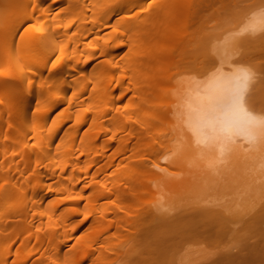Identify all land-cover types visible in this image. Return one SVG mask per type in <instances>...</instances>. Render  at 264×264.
Returning <instances> with one entry per match:
<instances>
[{
    "label": "bare ground",
    "instance_id": "1",
    "mask_svg": "<svg viewBox=\"0 0 264 264\" xmlns=\"http://www.w3.org/2000/svg\"><path fill=\"white\" fill-rule=\"evenodd\" d=\"M6 1L11 5L6 16L14 11L22 16L0 29V69L11 74L0 78V153L7 139L15 147L0 163V264H46L78 252L77 264H264V127L241 108L264 115V30L249 26L264 10V0H253L236 33L223 39L224 47L218 46L197 75L180 80L167 74L176 77L173 70L195 63L194 26L211 0ZM56 5L63 8L54 12ZM63 9L76 16L62 15ZM103 9L98 20L89 19ZM107 25L114 26L115 36H109L117 47L128 50L119 61L112 55L98 61L88 89L81 75L72 78L94 56L80 60L78 37L93 36L85 43L87 52L110 54L106 42L112 36L107 40L100 32ZM101 38L105 42L96 44ZM234 44L236 51L230 50ZM48 45L60 46L62 53L52 58L56 49ZM249 52L258 60L257 71L246 65ZM245 72L250 79L243 103L238 98ZM116 84L131 90V110L126 103L125 112L116 110L119 101L106 99ZM18 119L23 129L12 130ZM115 120V129H109ZM118 122L125 126L121 134ZM248 161L261 175L249 178V165L243 167ZM245 167L248 173L240 176ZM236 169V181L252 179L241 182L250 183L246 188L239 184L237 194L246 195L233 197L232 188L228 203L203 204L205 194L199 195L202 204L177 206L198 189L207 186L208 193L219 185L220 173L229 176ZM67 221L73 231L86 228L64 249L73 234H65ZM191 239L216 250L190 257L183 249Z\"/></svg>",
    "mask_w": 264,
    "mask_h": 264
},
{
    "label": "rangeland",
    "instance_id": "2",
    "mask_svg": "<svg viewBox=\"0 0 264 264\" xmlns=\"http://www.w3.org/2000/svg\"><path fill=\"white\" fill-rule=\"evenodd\" d=\"M134 1H137V0H134ZM138 1H141V0H138ZM143 1V0H142ZM146 1L144 0L142 3H145ZM253 2V0H211L210 2H208L206 5H204L202 8H201V10H200V12H199V18H198V20H197V23L195 24V28H194V30H196V33H195V35H196V39H197V41H198V52H197V58H196V61H195V63H193V62H190V63H192V64H189L190 66H188V65H186V66H184L183 68H181V69H175V70H173V71H175L176 73H177V75H176V77H174V73H173V71L171 70V71H169V72H172L173 74L170 76V75H168L167 74V77L169 76V77H173L174 79L176 78V79H186V78H190V77H192V76H194V75H197L198 73H197V71L199 70V69H201L203 66H204V62L207 60V59H209V57H212V56H215L216 55V50H218V46H220L221 48L222 47H224L223 45H224V41H223V39L225 40V38H227V36H229L230 34H232V35H234L236 32V30L238 29V21H239V18H240V15L244 12V11H246V8H248V6L251 4ZM10 4H7V1L6 0H0V29L1 30H4V29H9V25H11V23L10 22H12V20L14 19V17L17 15V17H19V15L20 16H22V14H21V12H20V14L18 13V11H14L13 12V14H11V16L9 15V16H6L5 15V11L6 10H8L9 8H10ZM139 6H141V5H139ZM108 7V6H107ZM110 7V6H109ZM63 7H60V6H58V5H56L55 6V10H54V12L55 11H57V10H59V9H62ZM138 8V7H137ZM134 9H136V7H134ZM137 10V9H136ZM136 10H133V13H134V11H136ZM85 12H87V10L85 11ZM103 12H104V9H103V11H100V12H97L96 14H94L93 15V17L92 18H89V19H91V21L92 20H94V21H96V20H98L99 19V17H101L102 15H103ZM65 13H69L70 15H72V16H76V13L77 12H74V11H66V10H64L63 9V11H62V15L63 14H65ZM118 15V14H117ZM116 14L115 15H113L112 16V18L115 20V18L116 17H118ZM78 20H76V22L73 24V30H72V33L73 32H75L76 33V36L78 35V32H77V30H75L76 28H78L76 25H78L77 23H79V21L77 22ZM112 22L113 21H111L110 23H111V25H112ZM30 22H23V24H21L19 27H18V31H20V32H22L23 31V29L25 28V26L26 25H28ZM114 23V22H113ZM90 24H91V22H90ZM109 24V23H108ZM111 25H107L108 27H106L105 29L103 28V30H101L100 32H101V36H104V34H106L105 36H104V38L105 37H107L106 39L108 40L109 38L108 37H111V36H109L111 33L113 34V27L111 26ZM106 26V25H105ZM39 28V27H38ZM75 28V29H74ZM115 30V29H114ZM113 31V32H112ZM116 32V31H115ZM114 32V33H115ZM114 35V34H113ZM115 36V35H114ZM114 36H112L109 40H108V42H106V44L108 43V45L109 46H111V52H110V54H104V55H101L100 54V51L99 50H97L96 52H94V51H88L87 52V50L86 49H84V47L86 46V42L88 41V39H90L91 37H93V36H86V35H80L79 37H78V39L80 38V39H82L81 41H84L85 40V42H81V41H79V49H78V55H79V57H80V60H84V59H86V58H88L90 55H91V53H93L94 54V56L91 58V60L89 61V63H88V65H87V67L85 68V71L83 72V73H79L78 75H74V76H72V78H74V77H77V76H80L81 75V78H82V80L83 81H85L86 83H88V85H87V87H88V89H91V87H92V79H93V77H92V73H91V68H93L94 67V65L98 62V61H100L101 59L103 60V59H106V58H108L109 56H111L112 57V59L116 62L117 60L119 61V60H121V58H123L124 57V54L127 52L126 51V49L128 50V48L126 47V45L124 46V45H121L120 43H119V46L121 45L122 46V48H120V47H117V41H115V40H113L115 37ZM231 36V35H230ZM105 39V40H106ZM105 40H103V38H101V39H96V41H95V43L98 41V43L100 44V43H102V42H105ZM220 40H222V41H220ZM100 41V42H99ZM97 44V43H96ZM112 46H113V48H112ZM237 45H230V50H232V51H236L237 49H238V47L237 48H235ZM57 47V48H56ZM60 46H50V45H48L47 47H46V49H50L51 50V48L52 49H56L57 50V52H56V50L55 51H53L54 52V54H52V58L53 57H58L62 52L60 51V48H59ZM125 47V48H124ZM125 50H124V49ZM212 49L213 51L211 52V50L210 49ZM233 48H235V49H233ZM59 49V50H58ZM71 49H72V46H71ZM209 49V50H208ZM245 50V48H239V53H241L243 50ZM242 50V51H241ZM72 51V50H71ZM126 51V52H125ZM208 51V52H207ZM213 53V54H212ZM212 54V55H211ZM54 55V56H53ZM126 55V54H125ZM70 57H72V55L70 54ZM71 62H72V58H71ZM72 64V63H71ZM194 64V65H193ZM196 64V65H195ZM257 64H258V60L257 59H255L254 58V56L249 52V56H248V58H247V60H246V65L248 66L249 65V67L250 68H253L254 69V71H257ZM112 70V69H111ZM127 72H128V70L127 69H125ZM117 71V70H116ZM116 71H113V73H112V71L110 72V70H109V72L110 73H112L113 75L115 74V76L117 77L118 75H120V74H118L119 73V71H121V74H123L122 73V68H121V70H119L118 71V73L116 74ZM125 71V72H126ZM109 72H107V73H109ZM126 72V73H127ZM109 73V74H110ZM108 74V75H109ZM128 74V73H127ZM124 75V74H123ZM8 76H11V74L10 73H8V72H5L4 70H2V69H0V78H5V77H8ZM129 77V76H128ZM128 77H126V79H128V80H126V84H124L125 86L126 85H129L128 83H129V78ZM128 81V82H127ZM127 87V86H126ZM126 87H124V88H126ZM113 88H114V91L110 94V95H108V97L106 98L107 100L109 99V98H111L112 100H114L115 101V103L117 102V101H119V103H116L117 105L116 106H120V108H118V107H115V109L117 110V109H120L121 110V106L123 107V105L124 106H126L125 105V103L127 104V106H128V108L127 109H130L131 110V106L129 105L130 103H131V101H130V103H129V99H130V95H131V97H132V93L131 94H129L130 92H131V90L130 91H127L128 89H120L119 88V85L118 84H116V85H114L113 86ZM125 92V94L124 95H122V92ZM120 92H121V96H123V97H121L122 99H118L117 97H119L118 95H120ZM105 99V100H106ZM124 103V104H123ZM130 106V107H129ZM123 109H125L124 110V112L126 111V107H124ZM123 109L121 110V112H123ZM126 118H127V116H125ZM126 118H124V119H122L124 122L122 123V120H118V121H120V123H122V125L125 123V119ZM19 119L18 120H16V121H14V123H12V126H11V129L12 130H14V129H16V131H19V130H22L23 129V127L21 128V126H20V124L21 123H19ZM30 121V119L29 120H25L22 124H24V123H26V122H29ZM115 122V123H114ZM113 122V125H109V129H115V126L117 125L116 124V120ZM119 123V122H118ZM120 123L118 124V129L117 130H119V132H120V134H121V129H124L125 128V126H123L122 127V125H120ZM158 124H161V125H165V127L167 126L166 124H162L161 122H159ZM119 125H120V128H119ZM124 125H127L126 123L124 124ZM160 125V126H161ZM20 126V127H19ZM17 127V128H16ZM116 127V128H117ZM157 127L158 126H156V129H157ZM18 128H19V130H18ZM164 128V127H163ZM158 129L160 130L161 128H159L158 127ZM158 130V131H159ZM163 130V129H162ZM161 130V131H162ZM84 131V130H83ZM114 131V130H113ZM158 131H154V132H157V133H154L153 132V135H156V134H161L162 132L160 131V132H158ZM119 132H117L118 134H119ZM10 134H12V132L10 133ZM110 134H112L111 133V131L109 132V135ZM119 134V135H120ZM81 136V135H80ZM109 137H111V136H109ZM108 137V135L107 136H105V138H109ZM6 141V143H7V147L4 149V152L2 153H0V163L3 161L2 159H3V157H4V154H6V153H8L9 151H11L12 149H14L15 147L13 146H10V144L12 143V141H10L9 139H7V140H5ZM102 141H104V139L102 140ZM105 142V141H104ZM156 142V141H155ZM157 144V143H156ZM147 159V158H146ZM149 159H151V158H148V160H147V162H148V165L150 166V167H152V162H150L151 160H149ZM16 160H19V161H21L22 160V157L21 156H16ZM149 163H151V164H149ZM244 165H246V167H248V165H249V167H248V171H250V173H251V169L253 168V174H252V176H250L249 174H247L248 176H249V178H251V177H253L254 176V178H256V177H258V175L257 176H255V173L257 172V174H260L261 172H260V169L257 167V165L255 164V163H253L252 164V161L251 162H246L245 164L243 163V167H244ZM251 165H252V167H251ZM253 165H254V167H253ZM256 165V166H255ZM243 167H241V168H243ZM246 167L244 168L245 170H241L239 173H240V176H242L243 174H245V172H247L246 170ZM114 168V167H113ZM177 167H175L174 169H176ZM181 168V167H180ZM240 168V169H241ZM251 168V169H250ZM250 169V170H249ZM256 169H258L257 171H256ZM110 170H113L112 168L110 169ZM178 170H179V172H180V174H181V172L182 171H180L181 169H179L178 168ZM226 170V169H225ZM239 170V169H238ZM262 171H263V169H261ZM175 171H177V169L175 170ZM228 171H229V169H228ZM227 171V172H228ZM245 171V172H244ZM237 172V169H236V171L235 172H231L232 174H230V175H232V178L231 177H229L228 175H225L224 173H226V172H223V173H220V174H223L222 176H228V178H231V179H226V177H224V179H226V180H224V179H222L221 177H219L220 176V174L217 176L218 177V180H221V181H226V182H229V181H232V183H228V185L225 183H221V181L219 182V185H218V183L216 184V186L218 185V187L216 188V186L214 187V186H211L212 188H215V189H217V190H215V191H210V190H214V189H211V187L209 188V192L208 193H205V189L206 190H208L207 189V186H206V188H204L203 187V190H199V191H204V193L203 192H201V193H199V191L197 190L196 192H194V193H192V195H190V197L189 196H186V197H184V199L182 200L181 199V201H178L177 203H178V205L177 206H179L180 207V205H182L183 207L184 206H193V205H197V204H202V202H203V204H206V203H211V202H215V203H218V202H223V203H228L229 201H231L232 199H234L233 197L235 196V197H238V195H242V196H244V195H246V194H244V193H240V194H237L238 192H240V189H239V187H248V184H250L251 182V180L252 179H250L249 180V178H245V176H244V180H245V182H246V180H249V182L247 181V183L248 184H246L245 182H244V186L242 185V183H243V178H242V180H241V177L239 178L240 180H238V181H236V178H234L233 179V177H235V176H233V174H237L236 173ZM241 172H242V174H241ZM258 172H260V173H258ZM110 173V172H109ZM248 173V172H247ZM226 174H228V173H226ZM262 174V175H261ZM260 175L262 176V177H260L261 179L263 178L264 179V171H263V173H261ZM246 175V174H245ZM237 177V176H236ZM238 177H239V174H238ZM221 178V179H220ZM233 180H235V181H233ZM215 181H217V180H214V182ZM214 182L212 183L213 185H214ZM235 182V183H234ZM239 182V183H238ZM242 182V183H241ZM241 183V184H240ZM220 184H221V186L223 185L224 186V188H223V186L221 187L220 186ZM241 186H240V185ZM227 185V186H226ZM233 185H234V187H233ZM237 185V186H236ZM239 185V186H238ZM230 186V188H231V190H230V188H228ZM221 187V188H220ZM218 188H219V190H218ZM226 188H227V190L229 189V191H227L226 190ZM234 189V193L232 192V190ZM236 188H238L237 190H236ZM220 189H222V190H220ZM224 189V190H223ZM220 191H224V192H226V193H222V194H219V193H221ZM238 191V192H237ZM214 192V193H213ZM217 194H216V193ZM241 192H243V190H242V188H241ZM195 193H198V194H195ZM213 193V194H212ZM229 193L230 194H235V195H233V197H231L232 195H229ZM205 194L207 195L208 194V196H206L205 197ZM212 194V195H211ZM223 194H224V196H223ZM226 194V195H225ZM197 195V196H196ZM199 195H202V196H204L205 197V199L206 200H203L202 201V198L203 197H199ZM211 195V196H210ZM215 195V196H214ZM216 195H218V196H216ZM221 195V196H220ZM214 196V197H213ZM144 197V196H143ZM195 198V197H199L198 199H200V202H199V200L197 199V198H195V199H193V198ZM231 197V199H229ZM145 199L143 200V201H145V200H147L149 197H148V194H146V196L144 197ZM208 198V199H207ZM211 198V199H210ZM217 198V199H216ZM219 198V199H218ZM222 198V199H221ZM240 198H241V196H240ZM240 198H237V201H238V199H240ZM143 199V198H142ZM191 199V200H190ZM224 199V200H223ZM228 199H229V201H228ZM186 200V201H185ZM194 200V201H193ZM212 200H214V201H212ZM216 200V201H215ZM221 200H223V201H221ZM241 200V199H240ZM191 201H192V204H191ZM207 201V202H206ZM206 202V203H205ZM142 204H144L145 205V207H144V205H141V207H144V208H146V203L147 204H149V202H148V200L147 201H145V202H141ZM180 203V204H179ZM184 203H185V205H184ZM172 204V208H173V203H171ZM178 207V208H179ZM115 214V213H114ZM114 214H112V215H114ZM111 215V216H112ZM80 217H82V214L81 215H79V216H77V217H74L75 218V220L76 219H80ZM115 218L117 217L116 215L114 216ZM74 218H72V220L74 219ZM71 220V222H73ZM68 222V221H67ZM121 222V221H120ZM68 224H70V222H68L67 223V227H66V229L68 230H66V229H63V230H66L65 231V234H66V232H68L67 233V236L69 235V234H71V233H73L71 236H70V240H68V242H66L64 245H62L63 246V248L64 249H67L68 247L70 248L71 247V245H73L75 242H76V240H74L78 235L80 236L82 233H83V231H84V229L86 228V226H84L83 228H81V229H79V231L78 230H76V231H73L70 227L72 226L71 224V226H68ZM60 226H61V224H60ZM60 229H62V226L59 228V231H63V230H60ZM82 229H83V231H82ZM60 232V238H63L64 236H65V234H62ZM64 232V231H63ZM75 233H76V235H75ZM74 235H75V237H74ZM63 236V237H62ZM59 238V239H60ZM184 247H185V249H183V253L185 252L186 254L188 253L189 254V252H191L189 255H190V257H193V258H196V254L198 255V257L201 255L202 257L203 256H208V255H210V254H212V252H214L215 250H216V248L215 247H213L212 245H210V244H208V243H201V242H199V240H197V239H191V240H189V241H187L186 242V244L184 245ZM39 248V247H38ZM40 249V248H39ZM48 248H47V245H44V246H42L41 247V251L43 250V252L45 251V250H47ZM192 252H193V255H192ZM78 254H79V252L77 253V254H75V255H73V257L72 256H70L69 258H66L65 257V255L62 253V254H60V255H58V257H56V259H54L53 261H49L48 263H46V264H77V256H78ZM195 256V257H194ZM72 257V258H71ZM88 264L89 263V260H86V261H83L82 262V264ZM114 264H117V262H115Z\"/></svg>",
    "mask_w": 264,
    "mask_h": 264
},
{
    "label": "snow or ice",
    "instance_id": "3",
    "mask_svg": "<svg viewBox=\"0 0 264 264\" xmlns=\"http://www.w3.org/2000/svg\"><path fill=\"white\" fill-rule=\"evenodd\" d=\"M253 28V30H256L257 28L260 30H264V10L261 11V13L258 15L256 19H254L251 24L249 25ZM250 79V74L244 73L243 74V83L241 84V95L239 96L238 100L246 103V99L244 97V93L247 91V81ZM242 111H245L246 115L252 119L258 122L262 127H264V115L261 116H253L251 111H248L243 107V104L241 106Z\"/></svg>",
    "mask_w": 264,
    "mask_h": 264
}]
</instances>
